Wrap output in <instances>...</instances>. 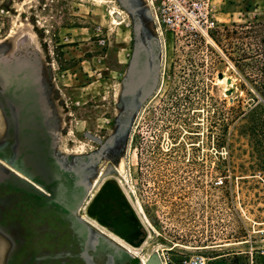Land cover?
<instances>
[{"label": "rangeland", "instance_id": "1", "mask_svg": "<svg viewBox=\"0 0 264 264\" xmlns=\"http://www.w3.org/2000/svg\"><path fill=\"white\" fill-rule=\"evenodd\" d=\"M216 17L214 42L191 46L144 0H0V73L37 90L60 162L50 197L0 182V264H141L191 245L248 264L264 243V0H223ZM23 33L38 52L16 48ZM107 179L140 214L135 253L85 211Z\"/></svg>", "mask_w": 264, "mask_h": 264}, {"label": "flooded vegetation", "instance_id": "2", "mask_svg": "<svg viewBox=\"0 0 264 264\" xmlns=\"http://www.w3.org/2000/svg\"><path fill=\"white\" fill-rule=\"evenodd\" d=\"M9 73L10 76L6 73L5 77L0 73V163H7V170L11 166V171H4L7 177L0 182L8 183L15 176L41 192L44 191L40 187L42 185L49 191L45 195L50 197L53 188L46 180V174L57 169L56 163L60 162L52 152L54 143L43 112L46 105L43 107L38 98L33 96L37 93L35 88L24 79H19L14 71ZM105 184L108 186L103 189ZM98 195L100 197L94 207L90 208L97 223L109 231L114 229L109 225L116 224L134 243L141 245L146 238V230L118 182L114 179L105 180L92 201ZM91 202L86 206V213ZM141 238L143 242H140ZM4 253L6 256L7 250Z\"/></svg>", "mask_w": 264, "mask_h": 264}, {"label": "built area", "instance_id": "3", "mask_svg": "<svg viewBox=\"0 0 264 264\" xmlns=\"http://www.w3.org/2000/svg\"><path fill=\"white\" fill-rule=\"evenodd\" d=\"M223 0H146V6L154 17L157 29L168 32L174 39L192 45L213 41V31L218 26L216 13ZM217 2H220L219 4ZM214 42V41H213ZM214 184L221 186L224 178L218 176ZM264 185V181H263ZM260 241H264V228L257 230ZM187 251L167 257L159 254L163 264H213L216 260H226L229 264H246L235 251L208 252L194 245L185 246ZM256 248V249H255ZM248 264H254L257 254L264 255V243L250 247ZM255 252V256H254Z\"/></svg>", "mask_w": 264, "mask_h": 264}, {"label": "bare ground", "instance_id": "4", "mask_svg": "<svg viewBox=\"0 0 264 264\" xmlns=\"http://www.w3.org/2000/svg\"><path fill=\"white\" fill-rule=\"evenodd\" d=\"M146 1V0H144ZM161 35V34H160ZM212 43V41H210ZM16 48L17 49H23L24 51H26L27 53H33V52H38L39 48L37 43L33 40V36L30 33H23L21 34L17 39H16ZM215 44V43H213ZM222 72V71H221ZM218 83L220 84L223 93L231 95V93H233L236 89V78L234 75H231L229 73H227L226 71L222 72V77H218L217 78ZM228 90H231V93H227ZM1 168V166H0ZM123 169V163L119 164V170L122 171ZM119 184V183H118ZM120 186V185H119ZM121 187V186H120ZM122 189V188H121ZM123 191V190H122ZM125 194V193H124ZM134 209V208H133ZM135 210V209H134ZM140 211L141 208H140ZM136 212V211H135ZM137 213V212H136ZM139 214V212H138ZM137 214V215H138ZM140 216V214H139ZM138 216V217H139ZM139 219L141 220V217H139ZM142 223V221H141ZM143 224V223H142ZM144 226V225H143ZM112 235V234H111ZM151 236V234L149 235ZM112 238L115 239L117 242H119L122 246H124L130 253H135L134 251L138 248H134L132 246H130L129 244H127L124 240L120 239L118 236L116 235H112ZM146 239V238H145ZM145 241V240H144ZM243 242H238V244H241ZM143 244V243H142ZM141 244V245H142ZM162 246V245H161ZM163 247V246H162ZM162 249H167L170 250L171 248H162ZM159 249L158 248H154V251L157 250L159 252V254H164V250ZM149 254L142 256L141 259V264H144L145 260L147 259Z\"/></svg>", "mask_w": 264, "mask_h": 264}, {"label": "water", "instance_id": "5", "mask_svg": "<svg viewBox=\"0 0 264 264\" xmlns=\"http://www.w3.org/2000/svg\"><path fill=\"white\" fill-rule=\"evenodd\" d=\"M137 30L139 32V26H137ZM217 77H222V72H218L217 73ZM227 93H231V90H228ZM86 135L92 139H96L93 135H90L89 133H86ZM7 177V174L0 168V181L5 180V178ZM108 186L107 184H105V186L103 187V189ZM116 187V185L114 186ZM106 195H111V193H106ZM100 197V195H98L90 204L89 208L87 209V215H89L90 217H92L93 219L96 220V217L94 214L91 213L90 208L94 207L97 199ZM111 227H113V231L112 233H114L115 235H117L118 237H120L122 240H124L126 243H128L129 245H132L134 247H138L140 244H136L133 242V239L118 225L113 224V225H109ZM140 242H143V238L140 239ZM144 264H163L159 255V252L157 250L152 251L147 259L145 260ZM213 264H229L226 260H216Z\"/></svg>", "mask_w": 264, "mask_h": 264}]
</instances>
